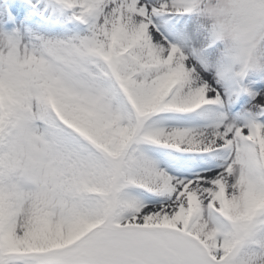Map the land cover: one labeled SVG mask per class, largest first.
Wrapping results in <instances>:
<instances>
[{
	"label": "snow or ice",
	"instance_id": "obj_1",
	"mask_svg": "<svg viewBox=\"0 0 264 264\" xmlns=\"http://www.w3.org/2000/svg\"><path fill=\"white\" fill-rule=\"evenodd\" d=\"M0 264H264V0H0Z\"/></svg>",
	"mask_w": 264,
	"mask_h": 264
}]
</instances>
